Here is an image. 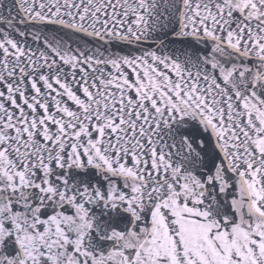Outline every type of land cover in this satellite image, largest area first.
<instances>
[{"label": "snow or ice", "instance_id": "1", "mask_svg": "<svg viewBox=\"0 0 264 264\" xmlns=\"http://www.w3.org/2000/svg\"><path fill=\"white\" fill-rule=\"evenodd\" d=\"M0 264H264V0H0Z\"/></svg>", "mask_w": 264, "mask_h": 264}]
</instances>
